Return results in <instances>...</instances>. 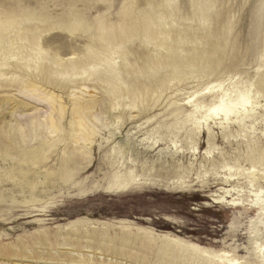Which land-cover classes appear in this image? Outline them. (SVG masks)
<instances>
[{"label": "rangeland", "instance_id": "374dc122", "mask_svg": "<svg viewBox=\"0 0 264 264\" xmlns=\"http://www.w3.org/2000/svg\"><path fill=\"white\" fill-rule=\"evenodd\" d=\"M263 244L264 0H0V264H262Z\"/></svg>", "mask_w": 264, "mask_h": 264}, {"label": "bare ground", "instance_id": "6f19581e", "mask_svg": "<svg viewBox=\"0 0 264 264\" xmlns=\"http://www.w3.org/2000/svg\"><path fill=\"white\" fill-rule=\"evenodd\" d=\"M111 42V41H110ZM242 96V95H241ZM240 98V97H239ZM223 101V100H222ZM52 102H53V100H52V98L50 99V102H48V103H50V105H52ZM220 102V101H219ZM237 102V101H236ZM235 103V102H234ZM233 103V104H234ZM248 103H249V100L247 99V96L246 97H243L242 96V98L239 100V102H237L236 104H234V105H229L228 103L227 104H224V102H220L219 104H217V105H215L214 107H211L212 109L210 110V113L211 114H213V115H215V116H218V115H221V116H223V117H225V118H228V117H231L232 115H234V114H237L238 112H236L237 111V109H238V107L239 108H245V106H247L248 105ZM232 104V103H231ZM76 107V106H75ZM85 107H87V105L86 106H80V108L79 107H76L75 109H73V111H75V113H77L78 115L76 116L77 118H79L80 119V125L82 126V128H81V131H82V135H84L85 137H88L89 135H91L92 133H93V131H91L89 128V125H88V123H87V119H84L83 118V116L84 115H86V113H84L85 112V110H86V108ZM56 112V109H54L53 108V111H52V113H55ZM58 112H62V109L60 108V110L58 111ZM57 113V112H56ZM84 114V115H83ZM54 115V114H53ZM59 115V114H58ZM53 118V117H52ZM54 119V118H53ZM78 119V120H79ZM97 119V118H96ZM51 120V119H50ZM47 122H48V119H47ZM52 122V121H51ZM42 123V122H41ZM33 124V123H32ZM32 124L30 125V126H32ZM44 124V123H43ZM49 124H50V121H49ZM40 125H42V124H40ZM40 125H39V127H40ZM47 125H48V123H47ZM37 126V125H36ZM35 125H34V127H36ZM45 126V125H44ZM49 126V125H48ZM91 126V125H90ZM25 127H27V126H25ZM33 127V126H32ZM46 127V126H45ZM55 127V126H54ZM92 127V126H91ZM46 128H48V127H46ZM33 129V128H32ZM52 129V128H51ZM26 130H27V128H26ZM47 130V129H46ZM19 131H21V129H19ZM27 131H29V130H27ZM50 131V130H49ZM92 132L91 134L89 133V132ZM53 132V131H52ZM16 133V131L14 132V134ZM22 133V132H21ZM39 133V132H38ZM35 135V134H34ZM19 136H22L21 134L19 135ZM24 136H26V134L24 135ZM32 136V135H31ZM83 136V137H84ZM79 139H81V138H79ZM82 141H84V140H82ZM81 156V155H80ZM260 254L262 255V264H264V244L261 246V250H260Z\"/></svg>", "mask_w": 264, "mask_h": 264}]
</instances>
